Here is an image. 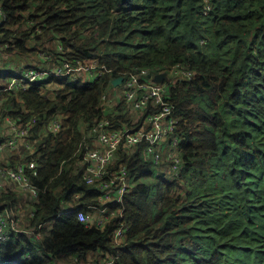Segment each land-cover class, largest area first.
I'll return each instance as SVG.
<instances>
[{
    "label": "trees",
    "instance_id": "trees-1",
    "mask_svg": "<svg viewBox=\"0 0 264 264\" xmlns=\"http://www.w3.org/2000/svg\"><path fill=\"white\" fill-rule=\"evenodd\" d=\"M1 3V51L18 57L16 63L60 45L62 56L96 57L110 70L0 90L1 116L32 120L33 150L9 157L35 160L38 188L29 202L15 190L2 192L0 204L16 217L28 206L27 226L34 229L12 232L0 245V264H82L90 256L96 264L108 254L115 264H264V0ZM175 63L191 71L169 84L179 172L156 168L142 150L144 141L120 149L117 162L134 181L120 203L123 215L104 227L85 226L69 203L76 191L87 193L85 201L96 194L78 165L85 143L91 144V127L104 116L114 126L131 119L123 100L104 106L101 93L111 91L114 75L141 68L154 75ZM51 80L56 84L48 85ZM52 117L60 119L55 131L45 127ZM121 218L128 228L117 245L112 231Z\"/></svg>",
    "mask_w": 264,
    "mask_h": 264
},
{
    "label": "built area",
    "instance_id": "built-area-1",
    "mask_svg": "<svg viewBox=\"0 0 264 264\" xmlns=\"http://www.w3.org/2000/svg\"><path fill=\"white\" fill-rule=\"evenodd\" d=\"M5 17L0 0V24ZM5 44H0V69L12 67L15 72L0 74V90L23 89L32 81L49 77L73 79L82 76L90 79L110 70L96 57L83 60L62 56L60 45L56 52L39 49L37 52L40 59L37 61L9 66L4 64L1 51ZM120 75L122 78L116 83L111 79V91L104 90L100 97L104 106L123 100L124 110H127L131 119L129 122L122 121L118 126H114L108 116L97 120L91 127V144L85 143V149L78 160L83 180L96 190L91 201L82 198L87 193L76 191L72 195L73 201L69 203L70 207L76 208L77 218L85 226L104 227L112 217L123 215L120 203L134 181L126 165L117 162L120 149H129L144 141L142 150L150 155L155 167L161 172L177 174L181 168L182 157L177 146L178 119L169 100V84L171 79L190 76L191 71L175 63L166 71V79L161 81L153 80V75L147 68L129 70ZM116 85H120V90H116ZM1 103L0 99V107ZM136 110L138 111L135 112ZM31 123L32 120L20 123L9 114L0 115V135L3 136L0 140V196L2 192L15 190L26 201L37 198L38 188L32 179L36 173L35 160L11 162L9 157L15 152L33 150L36 142L28 134ZM59 126L58 117H52L45 123L46 130L55 131ZM16 209L19 210L18 207ZM33 212L34 210H30L29 214ZM18 213L19 211L17 216ZM17 219L8 207L0 204V245L8 241L13 231L29 233L34 229L28 226L18 228ZM127 228V221L121 218L112 231L114 244H123ZM115 259V255L108 254L96 264H115Z\"/></svg>",
    "mask_w": 264,
    "mask_h": 264
},
{
    "label": "rangeland",
    "instance_id": "rangeland-1",
    "mask_svg": "<svg viewBox=\"0 0 264 264\" xmlns=\"http://www.w3.org/2000/svg\"><path fill=\"white\" fill-rule=\"evenodd\" d=\"M3 49V47L1 48V50ZM39 49H37V50H35V52L34 53H32V54H30L31 56H30V61H37V60H39L40 59V55L38 54V51ZM3 54L5 55V58H4V64L5 65H8V64H10L11 66H16L15 64H16V62H17V59H18V57H13V56H8L7 55V53H5V52H3ZM25 59L26 58H24L23 56L22 57H20V59L19 60H23L24 61V63H26V61H25ZM6 62V63H5ZM10 62V63H9ZM54 84H56V81H54V80H51L50 82H48V85H54ZM115 88H116V90H120V85H116L115 86ZM105 110V112H109L110 111V109L107 107V108H105L104 109ZM138 110H136L135 112H137ZM22 152H29L28 150H24V151H22ZM20 155H22L21 153H20ZM1 159V158H0ZM148 179H152V178H148ZM23 207H25V206H23ZM22 207V208H23ZM26 208V207H25ZM27 209V208H26ZM24 214V213H23ZM25 222H26V219H25V217L23 216L22 217V219L19 217L18 219H17V227L18 228H25V226L27 227V225L25 224ZM92 258L93 257H88V260L89 261H87V262H85V263H82V264H94V262H92V261H90V260H92ZM100 260V259H99ZM73 262H74V260H72V259H69V260H67V262H66V264H73Z\"/></svg>",
    "mask_w": 264,
    "mask_h": 264
},
{
    "label": "water",
    "instance_id": "water-1",
    "mask_svg": "<svg viewBox=\"0 0 264 264\" xmlns=\"http://www.w3.org/2000/svg\"><path fill=\"white\" fill-rule=\"evenodd\" d=\"M166 77H167V76H166V71L163 70V71L156 72V73L153 75V80H155V81H161L162 79H166ZM121 78H122V76H121V75H118V76L114 77V78L112 79V81H113L114 83H116V82H118Z\"/></svg>",
    "mask_w": 264,
    "mask_h": 264
},
{
    "label": "crops",
    "instance_id": "crops-1",
    "mask_svg": "<svg viewBox=\"0 0 264 264\" xmlns=\"http://www.w3.org/2000/svg\"><path fill=\"white\" fill-rule=\"evenodd\" d=\"M23 201H26V199H24V197H23ZM29 202V201H28ZM26 202H24L23 204H25ZM23 207V206H22ZM27 208V209H26ZM23 207L22 209H21V211H19V213H18V218L20 217L21 219H22V217L24 216L25 217V219H26V222H25V224L27 225L28 224V219H27V212H26V210H28V206L27 207ZM24 213V214H23ZM30 228H32V227H30ZM40 234L38 233V236H39Z\"/></svg>",
    "mask_w": 264,
    "mask_h": 264
}]
</instances>
